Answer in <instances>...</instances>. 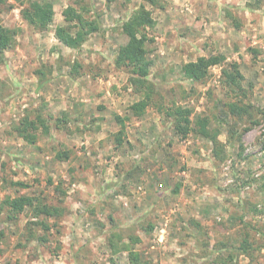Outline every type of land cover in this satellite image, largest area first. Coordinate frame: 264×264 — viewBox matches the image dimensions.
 <instances>
[{"label": "rangeland", "instance_id": "374dc122", "mask_svg": "<svg viewBox=\"0 0 264 264\" xmlns=\"http://www.w3.org/2000/svg\"><path fill=\"white\" fill-rule=\"evenodd\" d=\"M50 1L54 18L42 31L23 20L19 3L0 2V24L16 30L0 51V264H128L131 248L150 264H264V0L254 11L249 0ZM69 4L102 25L79 50L53 39ZM141 4L155 19L146 42L152 89L135 117L129 106L143 93L114 58L127 41L121 24ZM218 54L225 60L204 82L183 77L184 63ZM72 61L81 64L73 77ZM231 62L241 90L222 81ZM41 64L52 71L37 88ZM69 101L73 111L63 110ZM229 102L244 110L231 113ZM173 105L191 109L185 135ZM37 114L49 128L39 125L30 143L16 126ZM199 114L209 137L195 129ZM18 196L34 205L10 218L5 200ZM40 202L58 208L39 217L54 232L34 224ZM65 233L57 243L54 234Z\"/></svg>", "mask_w": 264, "mask_h": 264}, {"label": "trees", "instance_id": "16d2710c", "mask_svg": "<svg viewBox=\"0 0 264 264\" xmlns=\"http://www.w3.org/2000/svg\"><path fill=\"white\" fill-rule=\"evenodd\" d=\"M6 0H0L4 2ZM21 5L20 14L23 20L36 30H45L52 23L54 18V9L50 0L38 1V0H14ZM149 2L151 5L156 4L157 0H144ZM260 0H249L247 2L248 11H254ZM92 9V6H91ZM94 9V8H93ZM95 10V9H94ZM83 8H77L74 5H67L62 10L64 23L56 26L55 37L64 46L79 50L83 43L94 33L102 29V25L99 21V15L96 13V19L90 20L85 18L82 13ZM86 11V10H85ZM155 25V19L152 17L151 11L141 4L138 8L134 9L130 15L125 18L121 24V30L127 37V41L118 47V51L114 58V64L119 68H126L129 74L128 82L136 92L143 93L142 97L133 102L129 109L133 116L137 117L141 115L148 105V97L152 86L149 83L150 67L152 60L147 56L146 42L152 41L148 35L147 29H151ZM235 27H238L235 25ZM16 30H11L3 27L0 24V51H4L14 44V36ZM62 59L63 57L59 55ZM225 60L222 54L200 56L195 60L184 63L181 67V72L185 79L194 82H204L205 77L208 75V70L211 66L221 64ZM69 65L68 73L71 77L78 72V68L81 64L77 61L66 62ZM52 67L46 68V65L41 64L33 69V74L37 77V88H42L50 80V73ZM222 81L230 86L241 90L243 74L240 72L236 62H231L226 66L222 67L221 70ZM204 79V80H203ZM229 111L231 113H239L242 107H239L236 102H229ZM68 113V112H67ZM191 109L183 107L181 105H173L170 108L169 115L173 117L175 126L177 129L185 135L188 132L190 121ZM120 119L119 116H116ZM208 118L201 114L196 116L195 129L202 135L209 137L207 130ZM123 123V122H122ZM41 125L46 133L48 125L46 120L37 114L35 119H30L27 116L20 121L16 126L18 134L27 142L33 143L36 139V131L38 126ZM122 127L124 125L122 124ZM121 133L119 131L115 135V147L122 144ZM211 138V137H210ZM211 140L215 142V138ZM57 157L65 159L67 156L63 152H58ZM18 184L23 185L22 182ZM37 199V198H36ZM38 200V199H37ZM35 197L31 196H18L14 198H7L5 203L11 213L10 218H14L20 213L25 206L34 205ZM58 213V208L51 205L37 203L33 210V217L37 220L36 223L42 224L44 229H49V225L45 224L42 219H39L41 215L52 216ZM2 233H0L1 235ZM138 238H135L136 241ZM112 245V242L110 243ZM126 247V245H125ZM129 263L128 264H150L149 261L142 258L141 254L134 249L128 251ZM218 263V262H217ZM19 264V263H13Z\"/></svg>", "mask_w": 264, "mask_h": 264}, {"label": "crops", "instance_id": "0c3cea01", "mask_svg": "<svg viewBox=\"0 0 264 264\" xmlns=\"http://www.w3.org/2000/svg\"><path fill=\"white\" fill-rule=\"evenodd\" d=\"M54 35V34H53ZM53 39H55V41H58L57 40V38L54 36L53 37ZM66 47V46H65ZM68 48V47H67ZM32 76H34L35 77V81H37V77L35 76V74H33V72H32ZM53 80V79H52ZM37 83H38V81H37ZM41 92V91H40ZM82 101H86V99H81ZM73 103L72 102H66L65 104H64V106L62 107V109L63 110H68V111H73L72 109H73ZM35 224V226H39V224L38 223H34ZM49 231H51V232H54V226L53 225H51V223L49 222ZM54 236H55V238H56V241H57V243L58 242H60V241H64L65 239H67V234L65 233V234H63V235H59V234H54ZM34 238H31V239H28L27 241H28V243H31L32 242V240H33ZM51 239H52V237H51ZM108 239V238H107ZM42 240V239H41ZM44 241H45V239H44ZM105 241H106V239H105ZM47 243H51V240L49 239V241H47ZM3 252L5 253V249L3 250ZM34 263H37V264H39V261H37V262H34ZM60 263H62V257H60L59 259H54L53 260V264H60ZM107 263V262H106ZM41 264H49V261H47V262H42Z\"/></svg>", "mask_w": 264, "mask_h": 264}, {"label": "built area", "instance_id": "2783aa9c", "mask_svg": "<svg viewBox=\"0 0 264 264\" xmlns=\"http://www.w3.org/2000/svg\"><path fill=\"white\" fill-rule=\"evenodd\" d=\"M159 231H160V233H162L163 229L161 228V229H159ZM162 238H163V237H162V234H160V235L158 236V240H159V241H162Z\"/></svg>", "mask_w": 264, "mask_h": 264}]
</instances>
